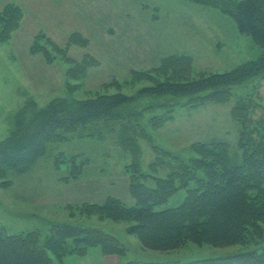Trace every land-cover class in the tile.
Masks as SVG:
<instances>
[{
	"label": "rangeland",
	"instance_id": "374dc122",
	"mask_svg": "<svg viewBox=\"0 0 264 264\" xmlns=\"http://www.w3.org/2000/svg\"><path fill=\"white\" fill-rule=\"evenodd\" d=\"M26 1L25 13L31 14L30 2ZM48 1L54 10L56 5ZM73 1L62 16L67 18L65 31L41 25L45 30L37 32L31 44L28 41L30 49L20 45L16 30L8 41L0 40V140L14 129L16 113L28 102L43 107L58 98L80 100L118 91L134 94L152 85L153 79L167 78L156 69L164 58L175 55L191 57L193 73L189 76L193 77L201 72L231 70L264 51L250 34L240 30L230 13L212 2ZM79 1L82 5L75 4ZM59 3L58 9H63L65 0ZM81 29L89 39L88 45L72 43L52 62L42 52L31 51L38 34L65 47L70 35ZM88 55L95 59L89 60ZM133 70H149L153 76L134 77ZM168 73L173 74L172 69ZM256 81L234 86L226 102L208 101L199 106L190 97L142 95L120 111L121 119H104L61 131V137L46 145L30 170H10L0 179V228L9 233L39 230L45 236L56 223L101 227L126 245L123 263L187 262L260 250L264 237L226 247L188 242L171 251L148 249L137 235L128 232L131 222L82 210L84 203H102L108 196L135 204L130 193L132 180L154 185L151 175L166 177L180 169V160L189 163L197 156L193 149L196 142L227 141L231 162L241 163V122L234 117L233 108L253 97ZM257 100L264 105V97ZM155 146L170 154L157 152ZM75 162L83 163L79 172L73 170ZM186 195L187 190L180 189L159 208L179 205ZM53 264H61L54 255Z\"/></svg>",
	"mask_w": 264,
	"mask_h": 264
},
{
	"label": "trees",
	"instance_id": "16d2710c",
	"mask_svg": "<svg viewBox=\"0 0 264 264\" xmlns=\"http://www.w3.org/2000/svg\"><path fill=\"white\" fill-rule=\"evenodd\" d=\"M198 1L221 5L236 19L240 30L250 34L264 49V0ZM23 17V7L15 3L0 10L1 41L11 38ZM35 38L31 51L42 52L49 62L57 55H64L70 44L86 46L89 42L78 31L70 35L65 47L42 34ZM87 58L95 59L90 55ZM192 65L187 55L164 58L156 70L167 78L153 79L152 85L134 94L118 91L80 100L58 98L43 107L28 102L16 113L14 129L0 140V179L10 170L22 173L30 170L46 145L59 139L63 130L123 118L120 111L139 96L190 97L198 106L208 101L222 103L231 97L234 86L257 79L253 97L233 108L234 117L241 122V163L231 162L227 141L196 142L193 149L197 156L189 163L178 158L180 169L166 177L151 175L154 185L132 180L130 193L135 204L128 205L120 198L108 196L102 203H84L82 210L97 213L101 218L131 222L128 232L153 250H176L188 242L226 247L246 244L255 238L261 240L264 237V105L257 98L264 97V51L258 58L225 72H201L190 77ZM171 69L173 74L168 73ZM132 74L141 79L153 76L149 70H133ZM155 149L170 154L158 146ZM82 165L75 162L73 170L79 172ZM183 188L187 195L179 205L159 208ZM95 246L101 247L105 254L123 256L127 252L123 242L101 227L56 223L45 236L39 230L9 233L6 228H0V264H53V255L64 264L69 255H84ZM123 264H264V245L260 250L252 248L187 262L129 260Z\"/></svg>",
	"mask_w": 264,
	"mask_h": 264
},
{
	"label": "crops",
	"instance_id": "0c3cea01",
	"mask_svg": "<svg viewBox=\"0 0 264 264\" xmlns=\"http://www.w3.org/2000/svg\"><path fill=\"white\" fill-rule=\"evenodd\" d=\"M52 1L56 6L54 10L50 9V3L48 0H29V12L31 14L25 13V5L26 0H0V10L3 9V7L9 3H15L23 7L24 9V17L21 22V26L16 30V32L19 35V43L20 45H24V47H27L30 49V45L28 41L32 42L34 35L43 30L44 28L41 25H44L45 28H48V25H52L50 27H54L55 31H65L66 28L63 27L67 23V18L63 17L65 15V10L67 6L70 7V5L73 6L74 1L72 0H65L64 8L61 9L57 6H60L62 3H59L60 0H50ZM83 2L79 1V3L82 5ZM85 5V4H84ZM28 12V13H29ZM32 17L33 20L30 19V21H26ZM26 22V25H24ZM26 28V29H25ZM25 30V31H24ZM45 30V29H44ZM71 31V29H70ZM24 32V33H23ZM68 32V31H66ZM80 32L84 35L82 32V29ZM115 32V30H114ZM28 58L29 60L32 58L30 57L29 50H28ZM33 56V54H31ZM122 256L118 254H105L101 247L95 246L88 250V252L84 255L79 254H72L69 255L65 259L64 264H123L122 262Z\"/></svg>",
	"mask_w": 264,
	"mask_h": 264
}]
</instances>
